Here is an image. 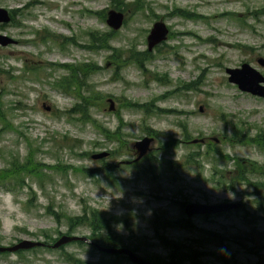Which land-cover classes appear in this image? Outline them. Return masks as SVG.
Here are the masks:
<instances>
[{
	"label": "rangeland",
	"instance_id": "374dc122",
	"mask_svg": "<svg viewBox=\"0 0 264 264\" xmlns=\"http://www.w3.org/2000/svg\"><path fill=\"white\" fill-rule=\"evenodd\" d=\"M142 1L144 8L136 13L130 10L127 22L117 30L112 45L125 49V57V52L131 48L147 50V35L153 23L164 21L170 30L168 39L151 52L155 56L145 63L143 73L134 63L117 73L116 65L110 63L113 61L110 49L88 51L69 44L60 50L52 41L35 47L23 43L1 49L0 111L5 123L0 120V171L9 165L13 154L24 160L28 141L36 149V163L34 172L26 178L27 186L8 190L0 185V204L8 200L6 208L0 207V220L10 218L15 222L11 231L4 230L0 224V245L11 246L23 239L45 240L42 230L51 235L50 242L57 239L59 233H65L68 230L66 219L57 223L48 212L49 205L73 216L81 215L83 208H95L103 216L121 219L118 223L124 224L123 232H118L115 228L118 223H113L112 235L122 241H118L119 246H137L142 256L168 258L169 250L161 244L160 235L195 244L192 240L210 235L208 231H212L219 236L211 242L198 243L201 264H228L225 256L231 264H264V210L257 209L252 189L246 185L232 190L224 184L226 178L217 183L221 173H216L214 167L232 169V163L225 165L218 160L213 164L211 158L204 155L207 145L216 144L229 155L264 164V150L255 142L248 143L244 139L246 142L236 143L226 139V133L230 135L235 127L248 136L264 131V98L241 91L228 80L226 72L228 67H239L247 62L264 76V66L257 61L259 57L264 58V0ZM28 3L31 4L24 10L26 14L17 18V22L27 28L13 25L10 29L11 36L18 40L31 37L30 29L43 32L48 28L73 35L78 42L88 45L91 34L100 32L98 36L103 37V33L110 30L96 14L84 12L109 10L110 0H0L1 5L13 9H21ZM178 8L200 17L179 16L173 12ZM26 59L30 64L42 66L48 62L97 63L101 68L87 78V82L105 97L90 109V114L111 131L121 127L122 142L116 137L106 138L97 125L81 121V115L72 112L81 98L53 86L54 81L67 75L66 70L47 68L49 73L46 74L40 69V74L34 77L23 72ZM157 73L169 75L172 82L162 84L153 80L151 77ZM199 75L202 77L198 90L168 93L182 83L197 80ZM126 99L151 102L160 109L173 111L146 114L140 109L124 107ZM112 105L114 110L110 111ZM184 126L194 137L203 140L199 142L201 146L179 143L178 147L163 151L161 144L169 136L183 138ZM147 127L158 130L160 136L153 135L147 155L136 161L137 151L133 145L149 135L145 131ZM85 150L90 155L103 151L111 154L110 150H116L114 156L109 154L104 158L117 165L111 171L112 179L101 171L85 176L75 169V166L94 169L102 165L91 156L78 155ZM191 151H196L197 160L185 164ZM148 155L155 160L147 159ZM169 160L175 163L170 166ZM58 164L68 166L67 172L58 170L61 166L49 167ZM134 164H138L137 167ZM261 180L264 181V177ZM133 198H136L135 203ZM181 201L207 204L241 201L256 215L247 220H244V211L189 217ZM133 209L136 215L132 214ZM155 215L162 219L190 218L196 227L155 232ZM74 234L89 236L91 230L81 226ZM101 237H105V232ZM65 253L82 258L86 264H133L125 258L99 252L89 244L82 246L76 242L66 244L64 251L39 247L36 251L0 255V264H70L64 258Z\"/></svg>",
	"mask_w": 264,
	"mask_h": 264
},
{
	"label": "trees",
	"instance_id": "16d2710c",
	"mask_svg": "<svg viewBox=\"0 0 264 264\" xmlns=\"http://www.w3.org/2000/svg\"><path fill=\"white\" fill-rule=\"evenodd\" d=\"M139 2V4L137 3ZM111 6L121 10V11H127L132 10L134 13L140 11L144 8L143 1L142 0H135L133 2H125L124 0H110ZM130 11V12H132ZM175 14L181 15L187 18H193L195 16L200 17L196 13L190 11V10H184V9H177ZM100 32H97L95 34L90 35L89 44L88 47L91 51H94L98 48H107L112 49V53L110 55V58L113 59V63H115L118 66L117 73H119L120 69H123L126 67L129 63L136 64L143 72L146 71L145 63L150 61L154 58L155 53H151L148 50L144 51H138L135 48H131L129 51L125 52L126 57L123 55L125 49H120L112 46V38L110 32L108 34H103V37L98 36ZM54 33L51 31L49 37H43L41 39V43H47L49 40H52L50 36H53ZM95 36V37H93ZM93 37V38H92ZM76 43V41H75ZM159 48V47H158ZM65 66L66 74L62 76L57 81H54L53 84L56 89H59L60 91L64 92L65 94H74L78 95V97L81 98V101L76 103L73 106L72 112L78 113L81 115V121L85 122H91L94 125H97L102 134L108 138V139H114L117 138L118 141L122 142V135L120 130L121 127L116 128L114 131H111L110 128L105 127L103 124H101L96 118H94L90 114V109L93 106H97L101 98H103L105 95L100 91L97 90L93 84L89 85L87 82V78L89 79L90 76L97 73L98 70L101 68L97 64L93 62H81L77 65L74 64H66L62 65ZM40 65H35L34 63H26L24 70L25 73H30L35 71L37 68H39ZM203 75V74H202ZM202 75L198 76L197 80L188 81L186 83L180 84L176 89L168 91L170 94H175L178 91L181 90H198L200 88L201 82L200 79ZM153 80H156L162 84H168L171 83L169 79V75L167 74H154L151 77ZM84 91H88L85 94H83ZM127 102L123 103L124 107L131 108L134 110L140 109V111H144L146 114H154L158 110H163L165 112H172V109H160L158 106H155L154 103L151 102H132L128 99H126ZM0 119L1 115H0ZM5 122V120H4ZM147 134L154 135L155 137L160 136V132L154 128L147 127L145 129ZM168 140H165L164 143L161 144L163 147V151L172 150V148H176L179 146V143H188V144H195L196 146L200 145V139H197L192 135L190 131L184 126L183 131V138H171L169 136L167 138ZM226 139L230 142H236V143H244V142H255L257 144V147L259 149L264 150V131H261L256 134V136H248L242 133L241 129H235L233 132L228 135L226 133ZM244 139H247L246 141H243ZM69 142V140H66ZM70 147H73L72 144H68ZM166 148V149H165ZM112 156H114V153L116 150H110ZM35 154L36 149H33V143L31 141H28V152L24 158V160H21L18 155L13 154L9 165L7 167H4L3 170L0 171V185H3L6 189L11 190L13 188H23L24 185L27 186L26 178L31 173L34 172L35 167L34 164L36 163L35 160ZM196 151H191L185 158V164H191L194 163L197 158L195 157ZM80 157L85 156H91L88 151H82L78 154ZM204 155L207 158H211V162L214 164L218 160L220 162H225V165H228L229 163H232L233 168L232 169H223L219 168L217 165L214 167V170L216 173H221V178L217 179V183L222 182V178H226L227 181L224 183L227 188L235 190L238 185H246L248 188H251V194L254 195V202L257 204V209L264 210V181L261 180V177H264V164L259 163L255 160L238 157L236 155L232 156L226 153L224 150L218 147L216 144H209L207 145V149L204 152ZM147 159H150L151 161H154L155 158L152 155L147 156ZM102 165L99 168L89 169L84 166H75V169H77L79 172H81L85 176H94L97 174L98 171H101L105 174V176L109 179H112V170H114L115 166H117L114 163H110L105 161V159L100 160ZM232 161V162H230ZM169 165L172 166L175 161L169 160ZM138 164H134V166L137 167ZM57 166H61V168H58V170L67 172L68 166L65 164H58V165H50V168H55ZM259 178V179H257ZM187 202L181 201L180 204L182 207ZM48 212L52 214L56 220L57 223H61V220L63 218L66 219L68 224V230L65 232L67 234H72L75 232V230L81 226H86L91 230L90 237L95 240L96 242L107 245V244H113L118 245V237L112 235V224L118 223L121 221L119 217L112 216V217H106L103 216V214L98 211L95 208L86 209L83 208V213L81 215H70L68 213L65 214L63 211H58L54 209L52 205H49L47 207ZM240 211H244V220H247L248 217L254 216L256 214H252L248 211L246 204L243 202V206L240 210H236V213H239ZM222 214V213H221ZM258 216V215H257ZM153 227L155 232H157L159 229H166V228H185V229H191L195 228L196 226L193 224L190 218H184V219H169V218H161L160 215H155L154 221H153ZM105 232V237H101V234ZM210 235H206L205 237L197 238L195 240H192L194 243H186L183 241H175L172 240L164 235L159 236V240L163 246H165L169 250L168 258H164L160 255H156L152 257L145 256L146 258L153 261L155 264H201L200 263V257L202 256V252L197 249L199 245L198 243L201 242L202 244L211 242L215 236H219L216 233H213L212 231H208ZM41 234L46 238V242H50L49 239H51V235L47 232V230H42ZM62 235L63 233H59ZM102 238V239H101ZM55 239H52L51 241H54ZM121 241V240H120ZM122 242V241H121ZM79 244H84L83 242H78ZM241 243V242H240ZM39 248V247H38ZM38 248H33L30 251H36ZM135 251H139V248L137 246H133L132 248ZM227 249V248H226ZM61 251H64V246L60 248ZM23 251H18V253H22ZM9 252L0 253V255H8ZM65 260L70 264H86L85 261H82V259L72 253H65ZM121 257H125L122 256ZM225 261L228 264H231L228 258L225 256Z\"/></svg>",
	"mask_w": 264,
	"mask_h": 264
},
{
	"label": "water",
	"instance_id": "95a60500",
	"mask_svg": "<svg viewBox=\"0 0 264 264\" xmlns=\"http://www.w3.org/2000/svg\"><path fill=\"white\" fill-rule=\"evenodd\" d=\"M125 15L123 12L118 10H110L108 12L107 22L108 24L114 28L118 29L122 26L124 22ZM11 19L10 13L7 9L0 7V22L7 23ZM168 34V29L163 21H157L154 23L152 29L150 30L149 35L147 36L148 49L151 51L153 48L162 43ZM13 42V39L1 35L0 34V43L2 45H7L8 43ZM258 63L264 66V58L259 57ZM227 73L229 74V81L238 85L241 91L250 93L252 95L264 98V76L254 67H252L248 63H243L240 67L236 68H228ZM245 74V75H244ZM251 75L250 78H247L246 75ZM113 104V102H112ZM114 105V104H113ZM113 105L110 107V110H114ZM49 110V107H46ZM153 138L145 137L139 141H137L133 147L137 151L136 161L140 160L143 156H145L150 150V146L153 142ZM203 141V140H201ZM109 152L103 151L101 153L92 154L93 159H101L105 156H108ZM243 206V203L238 201H223L218 203H197L190 202L184 206V211L187 216L193 217L195 215H214L218 213L229 212L232 210L240 209ZM74 241H89V238L85 235H77V234H63L59 237L51 246L53 248H59L62 245L68 244ZM46 242L41 240H31V239H23L18 241L17 243L11 246L0 245V252H15L21 249H32L39 246H45ZM99 251L107 254L113 255H126L128 259L134 264H155L150 259H147L140 255L138 252L132 250L129 247H113V246H103L96 244Z\"/></svg>",
	"mask_w": 264,
	"mask_h": 264
},
{
	"label": "flooded vegetation",
	"instance_id": "af4514ba",
	"mask_svg": "<svg viewBox=\"0 0 264 264\" xmlns=\"http://www.w3.org/2000/svg\"><path fill=\"white\" fill-rule=\"evenodd\" d=\"M29 4H31V3H28L25 7L21 8V9H19V8H14L13 9L11 7H5V6L0 4V7H5V8H7L9 10V13H10V16H11V20L9 22H7V23H1L0 22V34L13 39V42L8 43L7 45H2L0 43V51H1L2 48H7V47H10L11 45H17V44H23V43H25V45H30L32 47H35V46H38V45L42 44L41 43V39L43 37H49L51 30L48 29V28H46L43 32L42 31H34V29H30L28 34L31 37H28L26 40H18L16 38H14L13 36H11L10 29H11V27L13 25H15V26L19 25V26L27 28L20 21L17 22V18H19L20 16L26 14V13H24L25 12L24 10H26L29 7L28 6ZM113 6H111L110 9H115V10L121 11V10H119V9L113 7ZM109 10L105 9V10H102V11H96L95 14H96V16L99 19H102L104 22H106L108 24L107 18H108V11ZM84 12L90 14L91 10L87 9ZM121 12H124V11H121ZM129 12H130V10H127V11L124 12L125 15H126L125 23L128 20L127 15H128ZM109 27H110V30L104 32L103 34H108L110 32L111 38H112V41H113L115 36H116V34H117V30H119V28L118 29H114L111 26H109ZM53 33H54V35L50 36L52 40H49L47 43H49L50 41H52L53 43H56L59 46L60 50H63L69 44H73V45H78L80 48H85L88 51H91L89 49L88 45H84L83 43L78 42L77 39L73 35L68 36V35H63L61 33H57V32H53ZM89 38H90V36H89ZM75 41H76V43H75ZM85 49H83V50H85ZM95 51H107V49L102 47V48L96 49ZM111 52H112V49H111ZM67 64H69V63H67ZM62 65H66V64H62ZM61 67L65 68V66H61Z\"/></svg>",
	"mask_w": 264,
	"mask_h": 264
},
{
	"label": "clouds",
	"instance_id": "9594fccd",
	"mask_svg": "<svg viewBox=\"0 0 264 264\" xmlns=\"http://www.w3.org/2000/svg\"><path fill=\"white\" fill-rule=\"evenodd\" d=\"M7 196L10 198L11 197V194L9 193V194H7ZM133 202L134 203L136 202V198H133ZM7 204H8V200H5L3 202V204H0V207H5L6 208L7 207ZM133 213H135V215H136V210L135 209L132 210V214ZM0 224H2L3 229L6 230V231H11L12 228L15 227V222L13 220H11L10 218L7 219V220H0ZM115 228H116V230L118 232H123V230H124V224L122 222L121 223H118V224L115 225ZM221 251L223 252L224 250H221Z\"/></svg>",
	"mask_w": 264,
	"mask_h": 264
}]
</instances>
